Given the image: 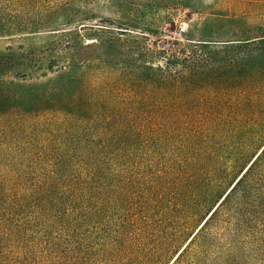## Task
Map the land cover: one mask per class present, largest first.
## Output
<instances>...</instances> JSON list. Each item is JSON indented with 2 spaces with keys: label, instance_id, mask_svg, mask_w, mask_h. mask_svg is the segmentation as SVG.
Returning a JSON list of instances; mask_svg holds the SVG:
<instances>
[{
  "label": "trees",
  "instance_id": "obj_1",
  "mask_svg": "<svg viewBox=\"0 0 264 264\" xmlns=\"http://www.w3.org/2000/svg\"><path fill=\"white\" fill-rule=\"evenodd\" d=\"M67 1L0 0V36L70 22L68 15L54 20L48 14ZM88 30L97 36L89 46L104 51L0 52V264L32 261L39 245L50 241L54 224L64 222L86 192L97 190L104 163L114 161L115 151L129 147L134 132L146 124L150 104L140 96V84H150L154 92L164 85L167 94L178 97L175 88L193 85L199 79L196 69L209 66L210 51L237 49L244 56L235 73L237 84L215 107H203L206 118L193 128L191 144L216 149L227 132L232 137L239 132L243 150L264 130V34L238 39L237 45L201 39L189 42V50L161 49L153 55L161 58L162 67L114 72L109 57L120 51H108L113 39L100 38L106 35L101 28ZM69 35L59 34L63 39ZM140 54H125L123 61L148 56ZM49 72L55 73L53 84L18 82ZM120 78L130 90L124 98H119L122 85L115 84ZM232 184L169 264H248L251 256L264 253V143Z\"/></svg>",
  "mask_w": 264,
  "mask_h": 264
},
{
  "label": "rangeland",
  "instance_id": "obj_2",
  "mask_svg": "<svg viewBox=\"0 0 264 264\" xmlns=\"http://www.w3.org/2000/svg\"><path fill=\"white\" fill-rule=\"evenodd\" d=\"M61 7H53L48 14L54 20L68 15L70 22L0 36V52L104 51L89 46L97 36L89 34L88 28H101L106 35L99 34L100 38L113 39L114 47L108 51H120L110 55V71L129 66L151 71L163 66L154 51L183 46L189 50V42L201 39L215 40V44L231 40L237 45L238 39L264 34V0H69ZM61 32L70 35L63 39ZM217 49L210 51L209 66L196 69V83L175 88L178 97L167 94L164 85L156 92L150 84L139 85L140 96L150 104L144 128L134 132L129 147L115 151L114 161L104 163L95 182L97 190L86 192L80 206L70 208L65 221L54 224L50 241L39 245L28 264L171 262L264 143L263 130L246 141L243 150L239 132L233 137L227 132L211 151L191 144L193 128L206 118L203 107H215L225 90L237 84L242 52ZM137 53L148 56L123 61L125 54L135 57ZM54 76L49 72L46 77L18 82L39 87L47 81L53 84ZM206 76L211 80H205ZM124 83L123 78L115 81L122 85L119 98L130 93ZM53 115L62 117L59 112ZM256 254L248 264H264V253Z\"/></svg>",
  "mask_w": 264,
  "mask_h": 264
},
{
  "label": "bare ground",
  "instance_id": "obj_3",
  "mask_svg": "<svg viewBox=\"0 0 264 264\" xmlns=\"http://www.w3.org/2000/svg\"><path fill=\"white\" fill-rule=\"evenodd\" d=\"M233 185V184H232Z\"/></svg>",
  "mask_w": 264,
  "mask_h": 264
}]
</instances>
